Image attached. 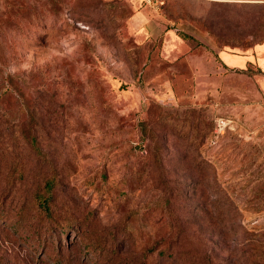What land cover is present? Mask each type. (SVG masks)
<instances>
[{"label":"rangeland","instance_id":"1","mask_svg":"<svg viewBox=\"0 0 264 264\" xmlns=\"http://www.w3.org/2000/svg\"><path fill=\"white\" fill-rule=\"evenodd\" d=\"M148 8L165 19L156 34L132 23L129 0H0V264H264L261 73L205 86L182 54L163 51L165 29L186 50L206 35L244 51L264 40V2ZM257 14L262 29H244ZM20 121L47 139L45 157L23 149L31 131ZM50 166L48 217L32 195L45 193ZM179 178L224 187L241 227L223 216L160 254L162 198L176 194L174 210Z\"/></svg>","mask_w":264,"mask_h":264},{"label":"trees","instance_id":"2","mask_svg":"<svg viewBox=\"0 0 264 264\" xmlns=\"http://www.w3.org/2000/svg\"><path fill=\"white\" fill-rule=\"evenodd\" d=\"M255 19L256 20L251 25L245 19L246 26L244 29H252V31L259 32V30L262 29V24L259 21V14H257ZM261 41H263V39L261 40L260 38V40L254 42V44ZM20 123L25 124L26 128L31 131V133H29L27 137H20V141L22 142L23 140V142L25 143L23 149H28V152H32V154L36 157L40 156L41 154L43 155L42 157H45L46 153L44 152V146H42V143L47 139H40L36 136V134L32 133V129L28 122L27 125L25 121H20ZM153 153H148V157H154L158 155L157 151ZM50 170V174L45 175L41 180L45 193H38L37 186L35 189L36 191L32 195L38 211H41L42 214L48 217L51 214L50 198L54 193L53 191L55 186L58 184V177L52 166H50ZM188 171L189 169L187 168H183L180 170V172L183 174L188 173ZM178 180L181 182L177 187V194L179 196L178 199L180 201L175 206L174 210L172 207L171 198L176 194H172L171 191L168 193L167 189L168 195L166 193L164 198H162V211H164V214L162 213V224L166 225V229L163 231V235L161 233L162 237L160 241L161 243H163V247L159 250L160 254H164L167 251H172V247L178 244L180 242V239H185L187 233L198 231V229H201L202 227L212 225L218 227L222 225L224 223L222 222L224 221L223 216H226L225 221H228V223H230L231 225H235V227H238L240 225L236 220V218L239 217V208L235 201L227 197V193L224 187L220 186L211 188V185H207L202 182L199 183L198 181L186 179L182 180V178H179ZM198 185L199 187L197 188ZM207 186H209L210 193H208L206 189ZM247 204L248 206H250L249 208H251L256 213H258V211H260L263 206V204L261 206H258L256 201H249ZM235 220L237 223L235 222ZM64 225L68 226L72 224L70 223V221L64 220L63 228H65ZM250 235L251 234L248 233L246 239H249ZM260 256L261 252L259 253V257Z\"/></svg>","mask_w":264,"mask_h":264},{"label":"crops","instance_id":"3","mask_svg":"<svg viewBox=\"0 0 264 264\" xmlns=\"http://www.w3.org/2000/svg\"><path fill=\"white\" fill-rule=\"evenodd\" d=\"M225 1L264 2V0ZM129 2L132 5L131 21L136 27L145 32L156 34L158 27L164 26L165 19L159 14H153L149 10V6L142 4L140 0H129ZM164 34V53L171 56H180L182 54L188 60L197 83L202 82L205 85L206 83H211L213 79L215 82L213 87L216 88L217 79L221 82L222 77L228 76L229 71H244L250 66L258 69L261 73L255 77V81L260 92L264 95V40L244 51L234 52L227 48L215 47L208 36L201 35L199 38L196 37L197 41L195 42L198 45L186 50L185 40L172 29H165Z\"/></svg>","mask_w":264,"mask_h":264},{"label":"built area","instance_id":"4","mask_svg":"<svg viewBox=\"0 0 264 264\" xmlns=\"http://www.w3.org/2000/svg\"><path fill=\"white\" fill-rule=\"evenodd\" d=\"M142 4L152 8H158L162 5L163 0H140Z\"/></svg>","mask_w":264,"mask_h":264}]
</instances>
